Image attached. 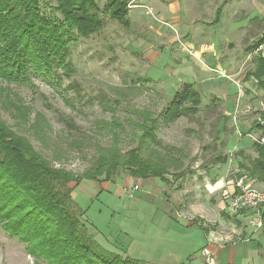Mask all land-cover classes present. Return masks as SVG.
<instances>
[{
    "label": "rangeland",
    "instance_id": "374dc122",
    "mask_svg": "<svg viewBox=\"0 0 264 264\" xmlns=\"http://www.w3.org/2000/svg\"><path fill=\"white\" fill-rule=\"evenodd\" d=\"M37 1L48 14L51 0ZM218 9L219 23L210 25ZM102 18V29L70 46L68 79L31 75L30 85H11L28 118L2 109L0 117L52 166L75 173L112 143L113 133L122 153L140 148L144 158L167 159V182L133 179L120 168L110 182L70 185L80 219L104 249L146 264H208L198 252L212 233L217 249L235 248L237 264H264V224L256 229L252 216L228 210V193L210 187L218 177L233 180L243 157L256 156L230 114L241 90L245 105L264 100L247 79L264 46L244 52L264 33V0H129L127 27ZM183 83L201 95L198 113L163 126L162 110ZM146 112L157 119L159 145L139 140ZM251 125V115L240 117V131ZM218 153L226 164H214ZM0 264L44 263L0 229Z\"/></svg>",
    "mask_w": 264,
    "mask_h": 264
},
{
    "label": "trees",
    "instance_id": "16d2710c",
    "mask_svg": "<svg viewBox=\"0 0 264 264\" xmlns=\"http://www.w3.org/2000/svg\"><path fill=\"white\" fill-rule=\"evenodd\" d=\"M103 1L100 7L97 0H51L46 14L37 0H0V111L28 118V107L17 102L11 85H30L31 75L51 83L68 79L73 73L70 46L102 29L103 14L128 26L129 0ZM220 14L218 9L216 22L210 25L219 23ZM262 46L264 33L244 52H258ZM250 78L264 92V57L253 60V69L247 76ZM201 103L202 97L192 84H181L162 110V125L167 127L181 117H195ZM141 119V145L145 146L147 140L159 145L154 135L157 119L148 112ZM253 146L256 156L243 157L236 177L264 183V146ZM213 162L225 164L227 156L218 153ZM120 168L133 179L167 182V159L144 158L140 148L122 153L115 133L112 143L99 147L83 172L56 168L0 117V229L24 245L36 263L146 264L100 246L80 219L81 212L71 197V184L100 179L110 182Z\"/></svg>",
    "mask_w": 264,
    "mask_h": 264
},
{
    "label": "built area",
    "instance_id": "2783aa9c",
    "mask_svg": "<svg viewBox=\"0 0 264 264\" xmlns=\"http://www.w3.org/2000/svg\"><path fill=\"white\" fill-rule=\"evenodd\" d=\"M222 77L228 79L226 75H222ZM236 86L240 88L238 83H236ZM241 92L239 91V96L236 98L233 111L230 114L233 126L238 137L244 136L253 144L264 146V101L260 100L255 105H245L241 102L243 96ZM244 115H251L253 124L246 132L240 131L238 126L240 117ZM245 179V177H241L234 182V191L227 195L228 210L251 213L252 226L260 229L263 225L262 215L264 214V183L263 188H256L245 183ZM134 189H137V187H134Z\"/></svg>",
    "mask_w": 264,
    "mask_h": 264
},
{
    "label": "crops",
    "instance_id": "0c3cea01",
    "mask_svg": "<svg viewBox=\"0 0 264 264\" xmlns=\"http://www.w3.org/2000/svg\"><path fill=\"white\" fill-rule=\"evenodd\" d=\"M238 179L239 178H237L235 176L233 180L231 179V180H227L225 182V179L223 177H218L215 180L214 186L210 185V187L213 189L214 193L218 192L220 194H222V193L231 194L234 191V182H236ZM247 179L248 178L245 179V183H248L251 186L256 187V188H263V183H258L255 181H249ZM223 189H225V190H223ZM222 204L223 203L221 202L218 209H220V210L224 209ZM211 235H212V233L207 234V238H208L207 239V246L198 252L200 254V256L201 257L207 256L208 260L212 261V263H208V264H237L235 248L230 247L227 250L225 248H218L217 249L216 246L213 245L211 242V239H210ZM226 238H229V236H226Z\"/></svg>",
    "mask_w": 264,
    "mask_h": 264
}]
</instances>
